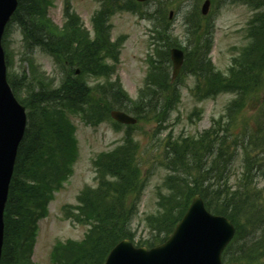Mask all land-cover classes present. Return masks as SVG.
Instances as JSON below:
<instances>
[{
    "label": "trees",
    "instance_id": "obj_1",
    "mask_svg": "<svg viewBox=\"0 0 264 264\" xmlns=\"http://www.w3.org/2000/svg\"><path fill=\"white\" fill-rule=\"evenodd\" d=\"M234 1L246 3L257 12L246 28L249 42L232 57L227 75L211 62L210 23L208 20L203 23L199 11H193L187 21L188 45L184 46L185 68L188 65V72L197 76L193 90L196 96L235 93L226 113L218 119L229 122L227 128L233 129L228 131L217 124L193 138H167L159 165L168 170L167 187L180 199L172 205L170 194L159 193L158 212L147 216L151 229L152 222L156 225L155 233L141 237L138 245L153 246L166 239L193 195L199 193L207 209L226 215L237 227V238L223 255L226 261L241 260L235 253L240 236H257L254 244L258 248L244 252L245 255L262 254L257 250L264 244V185L259 187V182L264 180V0ZM49 2L19 0L11 18L21 28L28 46H40L53 55L62 76L60 84L54 86V79L36 71L29 56L22 61L28 63L30 74L8 73L16 97L26 107L27 125L18 147L4 210L0 264H34L37 220L47 214L53 191L71 174L77 157L76 140L66 111L81 112L87 121L96 122L107 119L109 110L116 107L132 111L138 119L151 116L162 121L179 100L168 71L169 47L178 44V40L168 25L161 21L154 26L151 45L156 50L145 85L133 100L118 78L112 80L114 66H108L106 55H101L102 51L108 56L112 53L106 47L109 11L102 8L93 15L95 35L90 38L73 13H68L59 29L46 17ZM112 43L117 47L116 42ZM114 55L112 58L117 61ZM76 68L81 70L79 75ZM86 75L102 76L106 80L90 87L85 82ZM245 104L251 110L250 117L240 114ZM136 151L137 142L127 128L122 145L99 154L94 160L97 185L84 187L77 196L78 203L65 206L64 211L67 218L88 224L89 228L81 241L68 240L55 245L51 254L53 264H103L117 241L125 237L134 239L130 224L138 213L147 182L136 160ZM236 163L240 164V171L234 169ZM159 217L162 220L157 222Z\"/></svg>",
    "mask_w": 264,
    "mask_h": 264
},
{
    "label": "rangeland",
    "instance_id": "obj_2",
    "mask_svg": "<svg viewBox=\"0 0 264 264\" xmlns=\"http://www.w3.org/2000/svg\"><path fill=\"white\" fill-rule=\"evenodd\" d=\"M199 1L168 0V2L162 4L164 12L162 7L161 15L155 25L163 20L166 22L167 13L173 10L174 13L169 23L170 30L177 37L178 42L180 41V44H186L188 40L185 36V17L189 9L195 10ZM62 2L63 0H52L47 7L49 18L56 25H62L66 20L63 16ZM71 3L73 10L83 20L79 21L81 28L86 30L89 35L90 18L93 11L98 7V3L95 0H72ZM157 5L158 2L156 1L143 7L152 9ZM252 12L253 10L247 4L232 0H221L217 6L213 7L212 15L209 18L212 21L213 28L211 57L217 68L225 71L231 62V56L237 53L238 50H242V45L246 44L245 28ZM206 20L203 19V23ZM111 21L113 24V38L115 39L117 35L126 37H124V40L119 41L117 47L113 45L111 40L107 42L106 47L112 54L116 53L115 49H121L120 62L117 63V74L120 76L129 95L136 98L147 71L145 56L149 49L148 38L151 23L145 18H139L135 14L125 11L115 13L111 17ZM5 44V52L10 59L8 71L12 76H17L22 73V65H26L22 64L21 58L25 55L27 47L15 24L8 28ZM31 55L36 71H45L49 76H59L55 58L51 54H47L39 48H34ZM101 55H107L106 51H102ZM107 61L112 62L109 57ZM169 65L168 71L170 74L172 66L170 63ZM24 68L27 71V66H24ZM188 71V68H186L179 81L174 83V88L177 89L179 94V101L168 112L167 118L162 121L150 116V119L140 118L132 127H128L108 117L101 120L98 125H91L78 116H71L74 122L72 129L75 130L77 137L78 157L72 175H68L63 187L54 193V198L49 203V208H47V215L36 223V244L33 252L35 264H51L50 251L55 243L70 238L81 240L84 236L87 226L66 218L63 207L68 203H76V196L85 185L96 184L92 160L99 153L113 149L119 144L122 145L126 128L132 132V137L137 142L136 160L139 163L138 165L141 166L143 177L146 176L147 181L138 213L132 221V227L135 229L136 240L141 239V237L148 238L155 233L156 229H153V227L156 228V225H153L152 222L151 229V221L146 216L158 212L159 193L170 194L172 205L180 199L167 187L165 182L168 176L167 169L159 165L163 159V144L167 138L169 136H171L170 139L193 138L214 121V125L220 124L228 131L233 129L227 128V125H230L229 122H218V118L220 119L222 114L225 113V105L234 98V95L222 93L216 98L197 99L191 94L194 75H191ZM88 81L93 84L96 79L88 77ZM247 105H244L245 107H243L240 114L250 117L251 110ZM129 114L133 115L131 112ZM158 123H162L161 126ZM234 169L240 171V164L236 163ZM233 181L234 179L231 182ZM263 185L264 180H261L259 187ZM161 220L162 218L159 217L157 222ZM240 222L245 221L241 220ZM260 247L261 249H258L257 252L262 254L255 252V255L257 254L254 256L255 258L252 255H247L246 259L240 263L257 264L256 261L262 260L259 264H264V246Z\"/></svg>",
    "mask_w": 264,
    "mask_h": 264
},
{
    "label": "water",
    "instance_id": "obj_3",
    "mask_svg": "<svg viewBox=\"0 0 264 264\" xmlns=\"http://www.w3.org/2000/svg\"><path fill=\"white\" fill-rule=\"evenodd\" d=\"M209 0L202 6L206 13ZM16 7V0H0V255L3 243V211L8 183L18 144L25 127V112L15 99L6 81V65L1 47L4 26ZM173 76L182 64L183 54L171 50ZM111 116L123 123L136 119L119 110ZM234 227L224 216L210 214L200 195H195L190 206L170 237L150 249L135 247L129 240L119 242L108 254L104 264H223L221 252L231 239Z\"/></svg>",
    "mask_w": 264,
    "mask_h": 264
}]
</instances>
